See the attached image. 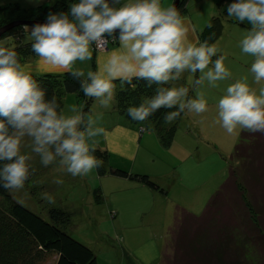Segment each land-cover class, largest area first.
<instances>
[{"label":"clouds","instance_id":"9594fccd","mask_svg":"<svg viewBox=\"0 0 264 264\" xmlns=\"http://www.w3.org/2000/svg\"><path fill=\"white\" fill-rule=\"evenodd\" d=\"M227 12L228 17L251 25L239 43L241 51L252 57V83L260 85L264 0H233ZM189 24L177 7L164 6L161 0H77L68 11H49L43 23L26 29L36 61L22 63L15 49L0 43V189L24 188L36 172L30 163L32 154L45 168L54 166V173L72 177H86L103 166L94 154L105 135L103 113L90 115L77 104L62 108L55 94L46 98L47 90L34 78V70L68 73L79 80L86 98L105 109L116 100V81L119 90L125 85L135 89L134 79L156 84L153 95L127 108L128 116L138 122L162 108L175 109L165 113L166 123L181 113L207 112L205 82L217 88V82L232 80V73L225 67L226 57L209 43L211 35L203 41L190 37ZM110 41L117 46L109 50ZM100 48L105 52L98 53L95 70L75 67L77 62L91 61L93 51ZM185 73L187 86L178 85ZM217 117L228 134L237 130L264 134V86L252 87L247 75L233 80L218 100ZM24 146L29 153L22 152ZM52 182L63 185L64 180L54 175ZM40 197L55 204L48 192Z\"/></svg>","mask_w":264,"mask_h":264},{"label":"rangeland","instance_id":"374dc122","mask_svg":"<svg viewBox=\"0 0 264 264\" xmlns=\"http://www.w3.org/2000/svg\"><path fill=\"white\" fill-rule=\"evenodd\" d=\"M173 1L161 0V3L170 6ZM53 2L54 0H0V5L5 4L0 10V17L8 15L15 4L26 10L18 11L15 15L21 18L41 17L40 19L45 20L47 14L33 11L39 6ZM73 2L75 1H70V4ZM228 4L227 1L221 3L220 0L188 1V14L193 12L200 18L204 15L208 20L212 15L221 17V32L212 43L218 47V54L226 57L224 64L232 73V80L217 82V88L208 87L205 82L203 90L208 101V111L200 116L182 113L172 145L162 147L156 133L149 129L142 134L141 148L134 158L111 154L103 162L107 170L104 174H98L94 169L86 177L54 173V166L45 168L40 163V158L32 154L30 163L36 172L30 183L23 189L11 190L16 201L36 213H41V192H48L55 198L54 206H63L70 210L73 223L68 231L76 239L93 248L98 264L161 263L160 254L157 259L151 257L154 250L150 245L156 242L161 244L162 249L170 242V229L176 208L200 214L209 197L225 179L232 162L230 155L241 131L228 134L217 123L218 100L229 83L244 75L248 76L249 83L257 90L264 86V82L260 85L252 83V57L244 54L240 48L239 42L251 25L247 21L239 22L228 17ZM30 28L31 26L25 27L20 42H29L26 29ZM3 34L0 37L4 36ZM11 41L12 37L8 36L1 39L0 43ZM188 75L185 73L182 80L176 83L187 86ZM183 81L185 83H182ZM189 95L194 97L195 92L190 90ZM61 101L62 108L72 104L82 105V100L78 99L75 93H64ZM103 109L98 101H94L90 115ZM116 114L119 115L118 112ZM150 127L149 125L148 128ZM97 148L105 149L99 145ZM22 152L29 153L30 149L24 146ZM109 166L148 174L153 181L168 191L167 196L138 182L108 173ZM54 175L64 180L63 185L52 182ZM40 180L45 181L42 184L45 189L35 196L28 187L36 185ZM42 185L35 188L40 189ZM98 187L102 192L100 203L94 201L93 192ZM50 256L48 255V258ZM46 263L47 261L43 264Z\"/></svg>","mask_w":264,"mask_h":264},{"label":"trees","instance_id":"16d2710c","mask_svg":"<svg viewBox=\"0 0 264 264\" xmlns=\"http://www.w3.org/2000/svg\"><path fill=\"white\" fill-rule=\"evenodd\" d=\"M70 1L77 2L54 0L52 4L39 6L33 12L47 14L49 11H68ZM188 1L180 0L177 9L181 14L188 12ZM224 1L233 2L220 0L221 3ZM4 5H0V10ZM13 5L8 15L0 17V27L15 20L45 21L41 17L21 18L15 13L26 10ZM209 23L212 27H208ZM26 26L12 27L0 37V40L12 37L13 41L5 44L17 51L22 63L35 57L31 41L20 42ZM221 27V17L212 15L198 38L203 41L211 35L209 43H212L219 36ZM94 51L92 70H95ZM33 74L47 90L46 98L50 99L55 94L62 106V95L75 93L82 100L85 111L91 114L94 100L84 96L79 80L68 73ZM132 83L136 84L135 89L125 85V90H119V81H116L117 95L113 109L123 115L140 136L149 129L153 130L161 146L169 147L182 113L172 123H166L164 115L175 109L162 108L142 122L132 120L127 113L128 106L138 105L143 97L153 95L157 87L156 84L148 86L144 80L134 79ZM94 154L103 162L110 156L106 149L99 148ZM230 161L225 179L209 197L200 214L176 208L170 242L161 249L159 259L162 257V260L159 264H264V134L241 131ZM96 170L98 174L107 171L104 165ZM108 173L138 182L167 196L168 191L148 174L114 166H109ZM32 176L25 182V187ZM35 187L28 188L36 196L43 191L44 186H40V189ZM93 193L94 201L100 203V188H96ZM39 202L41 213H36L16 201L11 190L0 189V264H43L46 255L51 253L57 255L55 264H98L93 248L68 231L73 223L72 212L42 199ZM111 214L115 215L113 212Z\"/></svg>","mask_w":264,"mask_h":264},{"label":"crops","instance_id":"0c3cea01","mask_svg":"<svg viewBox=\"0 0 264 264\" xmlns=\"http://www.w3.org/2000/svg\"><path fill=\"white\" fill-rule=\"evenodd\" d=\"M182 16L186 17L188 21H190L189 27L193 30L190 33V37L195 36L198 37L199 33L203 30V28L206 25V22L208 19L206 17L200 16L196 17L194 13L191 14L182 13ZM117 45L114 43L111 46L108 47V49H112L116 47ZM95 52V51H94ZM105 49L102 51H96L95 52V68H96V59L98 53H104ZM38 58L31 57L28 62H34ZM75 67L82 68L85 71H87L89 68L92 69L91 61H87L84 64H80V62H77V65ZM42 71V70H41ZM35 74H41L40 72H37L34 70ZM62 72H52V73H45V74H58ZM94 102V101H93ZM96 113H103V120H102V126L105 129V135L100 138L99 146L102 148H105L110 155L116 154L121 156H130L131 158H134L138 153L139 149L141 148V139L143 136H140L135 128L131 126L129 121L121 114H116V110L111 107L110 109H103L101 111H96L93 114ZM142 187V186H141ZM141 246V245H140ZM152 247L153 254L152 258L157 259V255L161 252V244H157L156 242H152L150 245ZM48 255H51L48 258ZM46 255L45 261H47L46 264H55L57 255L56 254H48Z\"/></svg>","mask_w":264,"mask_h":264},{"label":"water","instance_id":"95a60500","mask_svg":"<svg viewBox=\"0 0 264 264\" xmlns=\"http://www.w3.org/2000/svg\"><path fill=\"white\" fill-rule=\"evenodd\" d=\"M180 0H174L173 4L175 7H178ZM43 23L44 21H38V20H15L8 24H5L4 26L0 27V35L3 34L7 29L12 28L14 26H32L34 23Z\"/></svg>","mask_w":264,"mask_h":264},{"label":"built area","instance_id":"2783aa9c","mask_svg":"<svg viewBox=\"0 0 264 264\" xmlns=\"http://www.w3.org/2000/svg\"><path fill=\"white\" fill-rule=\"evenodd\" d=\"M110 44H113V42H109V44H108V46H110ZM102 50H104V48H101ZM98 50H100V49H98Z\"/></svg>","mask_w":264,"mask_h":264},{"label":"bare ground","instance_id":"6f19581e","mask_svg":"<svg viewBox=\"0 0 264 264\" xmlns=\"http://www.w3.org/2000/svg\"><path fill=\"white\" fill-rule=\"evenodd\" d=\"M12 29V28H11Z\"/></svg>","mask_w":264,"mask_h":264}]
</instances>
